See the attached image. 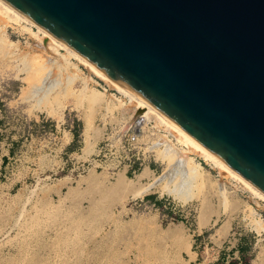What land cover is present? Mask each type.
I'll use <instances>...</instances> for the list:
<instances>
[{
    "label": "rangeland",
    "instance_id": "rangeland-1",
    "mask_svg": "<svg viewBox=\"0 0 264 264\" xmlns=\"http://www.w3.org/2000/svg\"><path fill=\"white\" fill-rule=\"evenodd\" d=\"M23 26L0 19V264H264L263 199L154 120L136 127L126 96ZM167 143L202 181L171 170Z\"/></svg>",
    "mask_w": 264,
    "mask_h": 264
},
{
    "label": "water",
    "instance_id": "water-1",
    "mask_svg": "<svg viewBox=\"0 0 264 264\" xmlns=\"http://www.w3.org/2000/svg\"><path fill=\"white\" fill-rule=\"evenodd\" d=\"M264 194V0H1Z\"/></svg>",
    "mask_w": 264,
    "mask_h": 264
},
{
    "label": "bare ground",
    "instance_id": "bare-ground-1",
    "mask_svg": "<svg viewBox=\"0 0 264 264\" xmlns=\"http://www.w3.org/2000/svg\"><path fill=\"white\" fill-rule=\"evenodd\" d=\"M0 19L1 20H5V21H11V22H15L17 24H22L24 23V26L27 25L28 27L25 28L27 29L26 31H29L30 34H36L35 32H33L31 30L30 27L35 28L36 31L40 34L39 36V40L42 41V44L45 46L46 50L51 51L53 54H59V50L64 51V53H61V57L62 58H74L78 63L84 65L90 72H92L94 75H97L101 80H103L104 82H106L111 88H113L114 90L118 91L119 93H121L122 95L126 96L127 99L129 100L130 104H133V111L134 114L137 115L138 121L136 124V127L141 125L142 128V124L146 123L148 120H154L157 124L163 126L168 133H170L175 140L186 146L189 150H192L196 153L199 154V156H201L204 161H209L211 162L214 166H216L219 169V172L222 174H225L227 176H230L232 179H234L238 184H240L243 188L249 190L252 194L256 195L257 197L261 198L264 200V194L259 191L256 187H254L252 184H250L248 181H246L245 179H243L241 176H239L238 174H236L233 170H231L230 168H228L225 164H223L220 160H218L214 155H212L210 152H208L204 147H202L200 144H198L195 140H193L190 136H188L186 133H184L182 130H180L179 128H177L175 125H173L170 121H168L165 117H163L161 114H159L156 110H154L150 105H148L146 102H144L142 99H140L139 97H137L135 94H133L131 91H129L128 89H126L125 87H123L121 84H119L118 82H116L114 79L110 78L108 75H106L104 72H102L101 70H99L97 67L93 66L90 62H88L87 60H85L84 58H82L78 53L74 52L71 48H69L67 45H65L64 43L54 39L48 32H46L44 29L40 28L39 26L35 25L33 22H31L30 20H28L26 17H24L23 15H21L19 12H17L15 9L11 8L10 6H8L6 3H4L3 1L0 0ZM2 23V22H1ZM6 23V22H5ZM1 39H0V44H1ZM12 45H9V47H11ZM48 52V51H47ZM50 53V52H48ZM51 53V54H52ZM52 56V55H51ZM38 57V56H37ZM36 60L31 68L30 71V77L33 79H38V76H40V73L43 71V67L42 66V60L38 59ZM39 58V57H38ZM46 60V59H45ZM61 60V58H60ZM46 62V61H45ZM45 65V64H44ZM46 66V65H45ZM48 66V65H47ZM46 66V67H47ZM73 67V66H72ZM46 70V69H45ZM64 71V70H63ZM69 72V71H68ZM79 72V71H78ZM46 73V72H45ZM42 74V73H41ZM47 75V73L45 74ZM75 74L73 73V76ZM43 76V75H42ZM68 76V75H67ZM78 76V75H77ZM70 77H72L70 75ZM76 77V76H75ZM44 80V76L42 77ZM76 79V78H75ZM82 79V78H81ZM88 79H86L87 81ZM31 81V80H30ZM37 81V80H36ZM42 82V80H40ZM39 81V83H40ZM73 81V80H72ZM83 81V80H82ZM32 82V81H31ZM34 82V81H33ZM30 83V82H29ZM28 83V84H29ZM37 83V82H36ZM44 83V82H42ZM41 83V84H42ZM84 83V81H83ZM31 84V83H30ZM40 84V85H41ZM45 84V83H44ZM38 85V84H37ZM47 85V84H46ZM60 85V84H59ZM87 85V84H86ZM45 86V85H44ZM43 87V85H42ZM47 87V86H46ZM45 87V88H46ZM57 87V86H56ZM50 88V87H49ZM26 89V88H25ZM41 89V87H40ZM25 91V90H24ZM38 92V91H37ZM24 93V92H23ZM36 93V92H35ZM48 93V92H47ZM46 94V93H45ZM58 94V93H57ZM62 94V93H61ZM85 95V93H83ZM20 95L22 94V91L20 93ZM59 95V94H58ZM91 96H89V98L91 99H98V94L96 93H90ZM44 98V97H43ZM52 98V97H51ZM91 99V100H92ZM52 100V99H51ZM58 100V99H57ZM105 104V108L110 109L111 106L108 103V100H102ZM60 103V102H59ZM58 104V103H57ZM62 105V104H61ZM60 105V106H61ZM42 106V104H41ZM40 106V107H41ZM47 106V105H45ZM56 107V106H55ZM62 107V106H61ZM60 107V108H61ZM46 109V108H45ZM50 110V109H49ZM53 110V108H52ZM51 110V111H52ZM51 111H46V113L48 115H53ZM87 130H84V136L85 139H88L87 136ZM90 141V140H88ZM161 153V152H160ZM184 153V152H183ZM185 154V153H184ZM161 155V154H160ZM163 159H166L168 166H174V169H176L178 172H183L184 175V179L186 182V184L191 185L194 182H200L202 181V173H201V167L198 163H195L192 161L191 158H188L187 156L183 157L180 155V153H178L177 150H175L172 145H170L169 143L165 144V149L163 150L162 156ZM173 164V165H172ZM167 166V167H168ZM169 168V169H170ZM167 169V168H166ZM165 169V173L166 170ZM171 170H173L171 168ZM174 170V171H176ZM170 171V170H169ZM162 172V173H164ZM173 172V171H172ZM170 172V173H172ZM177 172V173H178ZM169 173V174H170ZM143 172L141 173V175L138 177L141 178L143 176ZM165 175V174H164ZM174 177L176 176V174L173 172L172 174ZM167 176V174H166ZM166 176H159L158 178H155L154 181H152V183L147 186L144 187V190L141 192H146L149 189H151L153 186L158 185L159 182H161L163 180V178ZM171 176V175H169ZM168 176V177H169ZM173 176H171L172 178H174ZM172 178L171 181H172ZM168 179V178H167ZM169 180V179H168ZM118 183H121L122 181L120 180V178L118 177ZM184 181V183H185ZM170 182V181H169ZM66 183V180H64L62 182V185H64ZM182 183V185L184 184ZM167 185V184H166ZM186 186V185H185ZM169 188V187H168ZM172 188V187H171ZM166 189V188H165ZM174 189V188H173ZM171 190V192H173L176 195H179L180 193V189H174ZM170 192V191H169ZM135 195V194H134ZM133 196V195H132ZM136 196V195H135ZM139 196V195H137ZM135 198V197H133ZM181 198V197H180ZM184 199V198H183ZM186 200V199H185ZM257 260V259H256ZM252 264H257L256 261H253Z\"/></svg>",
    "mask_w": 264,
    "mask_h": 264
},
{
    "label": "trees",
    "instance_id": "trees-1",
    "mask_svg": "<svg viewBox=\"0 0 264 264\" xmlns=\"http://www.w3.org/2000/svg\"><path fill=\"white\" fill-rule=\"evenodd\" d=\"M75 136H77V134H74Z\"/></svg>",
    "mask_w": 264,
    "mask_h": 264
}]
</instances>
